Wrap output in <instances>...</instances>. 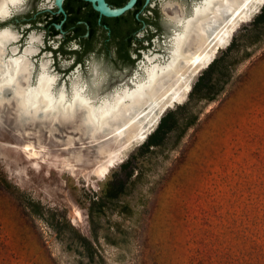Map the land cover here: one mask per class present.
Listing matches in <instances>:
<instances>
[{"label": "rangeland", "instance_id": "374dc122", "mask_svg": "<svg viewBox=\"0 0 264 264\" xmlns=\"http://www.w3.org/2000/svg\"><path fill=\"white\" fill-rule=\"evenodd\" d=\"M201 1L145 0L140 18L149 27L139 35L145 39L153 30L159 38L144 40L137 46L141 54L126 62L112 46L78 57L73 43L61 53L56 44L41 41L32 56V83L40 61L48 60L49 71L58 76L56 87L65 83L69 89L79 77L87 93L101 98L132 86L137 70L142 73V55L166 58L168 40L178 30L169 16L182 9L190 16ZM262 1L239 0L236 8H226L218 25L230 24L223 39L207 50L208 59L195 72H183L179 84L169 86L157 100L167 101L161 110L144 105L129 111L138 124L133 141L121 131L125 119L92 138L81 110L73 118L53 120L20 117L14 99L0 105V264H78V255L50 225L51 214L91 236L90 198L98 196L108 178L124 177L128 168L121 164L137 154L166 112L185 104L196 115L194 125L174 146L172 136L152 153L137 155L131 177L138 170L141 174L132 192L120 198L133 212L107 211L100 217V232H108L113 241L100 237L104 264H264V43L247 49L252 54L232 70L213 100L190 96L210 63L234 40L242 41ZM6 27L8 17L0 19V29ZM26 42L12 45L22 52ZM193 45L191 38L188 46ZM149 115L156 118L146 119Z\"/></svg>", "mask_w": 264, "mask_h": 264}, {"label": "bare ground", "instance_id": "6f19581e", "mask_svg": "<svg viewBox=\"0 0 264 264\" xmlns=\"http://www.w3.org/2000/svg\"><path fill=\"white\" fill-rule=\"evenodd\" d=\"M17 1L0 0V19L8 17V4L14 5ZM238 1L202 0L194 5L190 16H186L183 9L171 15V21L179 25V28L170 38V48L166 58H158L157 54L151 56L146 54L145 60L141 63L142 73L135 74V78L131 80L132 86L117 88L111 95L101 98L87 93L86 83H83L79 77L72 80L69 92L65 84L55 89L58 76L49 71L48 60L40 62L36 82L33 84L35 65L31 56L38 51V46L33 44L35 36L30 39L22 54L8 56V44L16 39V35L8 27L0 29V105L14 99L20 117L53 120L73 118L76 111L81 110L82 122L89 128L92 138L97 137L108 126L115 129L112 124L114 125L118 119H125L126 127L121 131L126 132L124 136L133 141L136 139L133 138V134L138 124L134 118L132 119L131 114H128L129 111L139 110L144 105L155 107L154 110L158 111L163 108L167 101L157 102V100L168 93L169 86L174 85L176 81V84H179L177 78L183 72L190 69V72H195L196 68L208 59L207 50L223 39V32H226L230 26L227 23L221 28L217 27L211 36L205 28L207 21L216 15L220 16V19L223 18L222 12L227 14L226 8H236ZM166 4L171 5L169 2ZM238 10L240 9H236ZM235 16L236 13L232 14L231 19H235ZM191 38H194V47L188 46ZM10 49L15 53L18 47L11 46ZM172 78L174 80L170 82ZM21 79L22 84H20ZM6 91L8 96L4 95ZM171 101L172 99L168 100ZM154 118L156 117L149 115L146 119ZM128 145L129 143L124 147Z\"/></svg>", "mask_w": 264, "mask_h": 264}, {"label": "trees", "instance_id": "16d2710c", "mask_svg": "<svg viewBox=\"0 0 264 264\" xmlns=\"http://www.w3.org/2000/svg\"><path fill=\"white\" fill-rule=\"evenodd\" d=\"M241 37L242 41L234 40L210 63L208 69L204 71L192 89L191 97L213 100L224 90L232 70L252 54V51L247 49L250 47L254 50L264 43V4L245 27ZM188 108V104H185L176 110L166 112L161 117L156 129L149 134L146 142L137 149V154L126 163L121 164L124 168H128L126 175L108 178L100 188L98 196L90 198L86 208L91 236L82 233L67 219L56 218L55 214H51L48 219L50 225L57 234H60L59 238L67 248L78 255V264H104V257L99 251L100 237L106 242L113 243V241H111L108 232H100L102 228L100 217L105 216L107 211H116L119 215H130L133 212L132 206L128 202H120V198L132 192L141 174V170H138L134 178L131 177L137 168V155L143 156L152 153L154 147L164 146L172 136L175 137L172 144L174 146L196 121V115ZM115 226L116 230L120 232L117 223Z\"/></svg>", "mask_w": 264, "mask_h": 264}, {"label": "flooded vegetation", "instance_id": "af4514ba", "mask_svg": "<svg viewBox=\"0 0 264 264\" xmlns=\"http://www.w3.org/2000/svg\"><path fill=\"white\" fill-rule=\"evenodd\" d=\"M105 2L110 7H120L127 0H105ZM145 4V0H136L135 4L122 14L108 17L100 15L89 0H61L60 4L57 0H25L23 3L18 0L14 5L8 4V29L16 35V39L8 44V56H18L23 53V50L22 52L17 50L15 53L11 51L10 47L15 46L12 45L15 41L22 45V42L28 40L26 42L28 45L30 39L35 36L33 37L34 45L39 47L41 41H50L59 47L58 52L61 53H64L67 46L73 43L79 48L78 57L92 50L101 49L107 52L112 46L116 57L126 62L133 58V54L136 56L141 54V49L137 46H140L144 40L155 42L154 37L159 38L158 34H152L153 30L147 32L145 39L139 35L141 28L145 27L148 30L147 27H149L147 20L140 18ZM222 14L225 18L224 12ZM169 19L171 20L170 16ZM220 20V16L216 15L207 21L205 28L211 36ZM136 60L139 61V57ZM32 62L34 63L33 60ZM39 69L40 63L38 71ZM36 77L37 74L34 82ZM60 87L55 86V89ZM65 87L69 92L71 83L69 89L66 85Z\"/></svg>", "mask_w": 264, "mask_h": 264}, {"label": "water", "instance_id": "95a60500", "mask_svg": "<svg viewBox=\"0 0 264 264\" xmlns=\"http://www.w3.org/2000/svg\"><path fill=\"white\" fill-rule=\"evenodd\" d=\"M89 1H91L93 3L94 8L99 12L100 15H104V16H108V17H114V16H118V15L122 14L126 10L130 9L135 4V2H136V0H127V2L124 5L120 6V7H110L105 2V0H89ZM262 2H260L257 5V7ZM57 3L60 4L61 3V0H57ZM106 9H107V11H106ZM241 22H243V21H241ZM174 24H176V23H174ZM176 26H178V28H179V25L176 24ZM175 30H176V28L173 29L174 32H175ZM168 43H169V48H170V39H169ZM136 73H139L138 70H137ZM135 74L131 78V80L135 78Z\"/></svg>", "mask_w": 264, "mask_h": 264}, {"label": "snow or ice", "instance_id": "6c2138e0", "mask_svg": "<svg viewBox=\"0 0 264 264\" xmlns=\"http://www.w3.org/2000/svg\"><path fill=\"white\" fill-rule=\"evenodd\" d=\"M21 2L23 3V2H25V0H21ZM150 2H151V0H149V3H150ZM181 2H182V0H181ZM106 11H107V9H106ZM72 47H76V45L73 44Z\"/></svg>", "mask_w": 264, "mask_h": 264}]
</instances>
